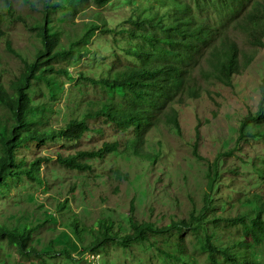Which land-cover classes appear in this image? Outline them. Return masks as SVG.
I'll return each mask as SVG.
<instances>
[{
  "label": "rangeland",
  "instance_id": "rangeland-1",
  "mask_svg": "<svg viewBox=\"0 0 264 264\" xmlns=\"http://www.w3.org/2000/svg\"><path fill=\"white\" fill-rule=\"evenodd\" d=\"M182 4L191 9L197 21L209 22L222 30L229 25L232 11L243 8L240 0H111L101 7L92 0H0V79L9 86L23 72V62L34 60L42 43L37 32L27 27L42 25L48 9V26L52 35L59 38L58 48L70 49L72 54L49 61L66 70V76L49 75V81L35 83L33 102L41 111L32 114L34 125L56 130L95 110L125 105L128 99L120 90L92 85L79 79L80 74L117 78L137 63L131 51L138 42L128 40L124 34L128 19L156 12L161 15ZM91 25L97 31L84 40ZM230 35L247 55L242 57V72L225 85L208 69L209 64H205L208 78L197 69L195 73L203 86L200 97L185 99L157 114L143 135L139 156L133 151L134 131L120 130L104 117L86 119L90 131L76 144L63 140L29 144V149L22 151L23 156L49 157L40 172L44 184L26 177L9 178L7 186H0V222L20 227L40 225L33 243L51 254L25 257L15 247L0 242V264H211L203 249L206 234L223 248L229 240H243L247 244L244 253L264 264V214L260 215L258 229L251 224L252 216L264 207V119L247 128L249 135L241 143V150L232 153L242 121L257 112L261 100L264 46H250L242 33ZM6 43H11L22 60L6 48ZM175 114L182 136L168 123V115ZM12 121L0 105V131ZM196 142L199 157L193 154ZM103 143H116L119 148L102 159L87 160L91 167L87 172L68 169L56 160L59 154L97 150ZM147 153L156 155L157 161L144 158ZM218 156L220 193L216 192L213 208L201 228L154 236L151 241L127 249L108 244L95 259L94 255L81 254L93 240L90 231L97 235V224L104 219L114 221L116 229L125 234L130 232L129 218L163 226L172 220L188 219L193 210L199 214L204 206L207 174ZM238 213L246 215V225L212 222L214 216L235 217ZM75 222L84 229L80 235L73 232ZM62 248L68 250L72 259L52 253ZM180 251L184 259L178 256ZM89 257L93 260L89 261ZM217 259L218 264H226L222 257Z\"/></svg>",
  "mask_w": 264,
  "mask_h": 264
},
{
  "label": "trees",
  "instance_id": "trees-1",
  "mask_svg": "<svg viewBox=\"0 0 264 264\" xmlns=\"http://www.w3.org/2000/svg\"><path fill=\"white\" fill-rule=\"evenodd\" d=\"M86 1V0H82ZM98 6H104L111 0H92ZM243 8L234 9L231 20L225 29L214 27L209 22L197 21L191 9L182 4L179 8L175 6L168 11L156 12L151 16H136L128 19V29L124 31L128 40L137 41L131 53L136 57V64L127 67L117 78L109 77L94 78L84 77L81 80L92 85H100L111 90H120L128 99L125 105H113L105 110H95L81 119H71L58 129L43 130L34 125L35 119L32 114L39 113L41 109L33 102L36 94L35 83L46 80L49 75L66 76V70L54 67L49 63L62 57H68L72 51L58 48L59 38L52 35L48 23V9L44 12L43 24L37 28H29L37 32V38L42 47L35 54L33 61H24L23 72L17 79L6 86L0 79V105L5 107L12 117V123L0 131V186L8 185L7 180L28 178L30 181L44 184L40 179L43 164L49 160L47 156H36L28 158L21 153L29 149V144H46L49 142L63 140L68 143H78L81 138L89 132L86 119L104 117L120 130L134 131L133 151L140 155L141 142L147 129L153 125V119L157 114L171 108L173 104L183 103L185 99H197L202 92L200 78L196 70H202L204 77L208 78L210 73L205 64H209L213 75L225 85H230L234 76L240 74L243 68L242 57L247 56L237 39L232 34H240L247 37V43L259 48L264 46V0H240ZM17 21L25 24L23 19ZM97 31L95 25H91L83 39H89L91 34ZM238 32V33H236ZM0 34V39H1ZM6 48L22 57L12 48L11 43H6ZM129 53V51H128ZM248 62V61H247ZM261 100L257 112L247 116L241 123L240 135L232 153L241 150V143L249 135L247 128L253 123H261L264 119V83L261 86ZM168 123L173 126L178 136H182L178 115H168ZM197 137L200 132L197 127ZM255 134L251 135L254 136ZM257 136V135H256ZM255 136V137H256ZM116 143H103L97 150H78L73 154H59L57 162L71 170L87 172L91 169L87 160L102 159L104 156L114 153L118 149ZM128 147H125L126 152ZM193 154L198 156V143L193 145ZM144 158L152 162L157 161L154 154H144ZM220 156H218L210 168L207 179L208 183L204 195V206L197 214L195 210L190 213L188 219L172 220L169 224L158 226L151 221H138L129 218L130 232L121 234L117 225L110 219H104L97 224V235L93 230L90 234L93 240L81 251V254L100 256L99 250L108 244H118L124 249L134 244L151 241L154 236H168L173 232L182 230H194L202 227V221L213 208L214 196L221 187ZM219 187V188H218ZM135 209L131 204V211ZM264 214V207L254 217L251 224L258 229L260 215ZM246 215L238 213L237 216L217 215L212 218L213 223L221 221L231 226L239 224L246 225ZM40 225L25 224L24 226H12L0 222V242H6L15 247L22 256L42 257L50 255L49 251L39 250L33 243L35 232ZM74 234L80 235L84 229L72 224ZM117 230V231H116ZM255 239L260 238L255 235ZM203 249L208 253L211 264H218V257H222L226 264H261L252 259L247 253V244L241 240L228 241V246L219 247L212 241L209 235H205ZM52 252V251H51ZM183 251H180L181 259ZM53 254L66 256L72 259L66 248L52 252ZM176 257V255H175ZM243 258V259H242Z\"/></svg>",
  "mask_w": 264,
  "mask_h": 264
},
{
  "label": "built area",
  "instance_id": "built-area-1",
  "mask_svg": "<svg viewBox=\"0 0 264 264\" xmlns=\"http://www.w3.org/2000/svg\"><path fill=\"white\" fill-rule=\"evenodd\" d=\"M91 256H92V255H91ZM91 256H90V257H91ZM90 257H89V259H88V260H89V261H92L93 259H91ZM95 258H96V257L94 256V259H95Z\"/></svg>",
  "mask_w": 264,
  "mask_h": 264
}]
</instances>
